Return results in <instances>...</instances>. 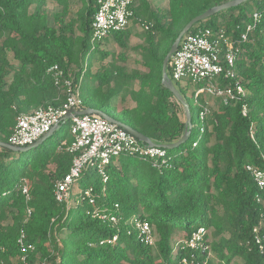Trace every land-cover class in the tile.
Here are the masks:
<instances>
[{
	"label": "trees",
	"instance_id": "obj_1",
	"mask_svg": "<svg viewBox=\"0 0 264 264\" xmlns=\"http://www.w3.org/2000/svg\"><path fill=\"white\" fill-rule=\"evenodd\" d=\"M44 1L0 0V140L9 142L21 113L63 103V89L47 72L55 64L78 86L82 109L102 110L156 144L180 140L187 114L162 84L163 60L192 18L229 0H169L167 11L150 0H136L132 19L144 16L152 26L145 31L146 43L135 47L147 70L133 72L119 64L93 71L98 55L109 54L103 43L113 38L126 48L129 35L127 28L92 43L95 0H84L78 36L73 23L65 21L69 0H56L63 12L54 16L53 24L41 9ZM255 12L261 15L259 22L247 41H239ZM196 28L224 29L237 41L241 52L236 75L245 96L228 104L220 101L204 116L201 96L189 138L173 151L166 149L164 162L122 155L107 166L106 181L90 168L77 186L81 195L74 205L76 184L68 200L55 197L56 182L73 163L74 154L66 149L74 139L70 122L28 152L0 146V264H183L185 258L203 264H264V229L262 244L253 232L264 212L258 202L264 192L246 168L250 164L264 170V0L222 10L190 31ZM8 52L20 62L10 83ZM119 57L125 60V52ZM168 74L172 77L169 65ZM220 83L225 87L234 80L221 77ZM50 165L54 175L48 172ZM86 191H91L93 203ZM78 202L83 209H77ZM103 214L115 216L117 223L102 219ZM137 221L149 222L153 244L142 240ZM201 227L207 231L206 249L185 246Z\"/></svg>",
	"mask_w": 264,
	"mask_h": 264
},
{
	"label": "built area",
	"instance_id": "obj_2",
	"mask_svg": "<svg viewBox=\"0 0 264 264\" xmlns=\"http://www.w3.org/2000/svg\"><path fill=\"white\" fill-rule=\"evenodd\" d=\"M136 0H95L97 11L92 21V43L103 42L113 32L127 29L134 15L133 6ZM261 15L253 14V22L247 24L245 32L239 41L248 40L249 34L255 29ZM152 24H146L149 29ZM241 52L237 41L225 34L224 29L196 28L189 31L181 40L179 48L172 55L169 67L171 79L184 82L185 85L197 86L193 96L197 101L203 93L219 97L224 104L245 96V88L237 79L236 63ZM48 74L53 77L55 86L65 93L66 98L60 106H41L29 113H21L17 117L16 125L9 138V143L17 146H28L41 137L50 133L54 128L70 122V132L74 139L67 150L74 154L73 163L68 174L55 184V197L58 201H66L70 198V188L77 178L90 169L95 168L99 174L107 180V166L112 159L122 155L139 156L141 158H154L164 162L166 148L160 145L150 146L140 141L136 136L116 123L98 114H76L83 110L79 97V88L73 81L65 77L64 70L58 65L48 68ZM234 80V84L221 86L220 78ZM201 84V86H198ZM209 112L207 106H203L202 115ZM243 112L246 113L244 106ZM247 170L253 176L258 188L264 192V170L253 165H247ZM27 199H29L28 186L23 187ZM90 197L91 191H86ZM258 202L264 205V197H258ZM30 214V210H28ZM102 219H109L117 223L115 216L107 217L100 215ZM137 229L140 230L142 240L147 244H153V228L147 221H137ZM264 229V212L258 225L253 228L257 243L262 244V230ZM207 231L204 227L199 228L192 237L185 241V246L193 249L203 248ZM24 234L19 242L23 243ZM117 236L114 237V240ZM23 251L26 248H22ZM261 249L263 246L261 245ZM26 257H23L25 260ZM27 264V263H26ZM40 264H47L41 262ZM183 264H203L201 261L184 259Z\"/></svg>",
	"mask_w": 264,
	"mask_h": 264
},
{
	"label": "rangeland",
	"instance_id": "obj_3",
	"mask_svg": "<svg viewBox=\"0 0 264 264\" xmlns=\"http://www.w3.org/2000/svg\"><path fill=\"white\" fill-rule=\"evenodd\" d=\"M168 2L169 0H152V3L155 7H159L160 9L164 11L168 10ZM84 3H85L84 0H69V7H68L69 10L65 13V21L73 23L72 32L76 36L81 35V32L78 28L79 20H77V16H78L79 11L82 9ZM35 7L36 5H32L30 8V11L31 12L34 11ZM41 9L46 11L49 14V21L51 24L54 23L53 21L54 16L63 12V7L60 4H58L56 0H45L44 4L41 6ZM146 24H151V23H149V21L146 20L144 16H142L141 19L131 20V23L127 29V33H129V35H128V38H126V41H127L126 48H122L113 38L109 39L108 41H105L103 43L102 49L104 51H107L109 54L105 58L101 55H98V59L95 60L91 66L93 71L98 70V68H100L102 65L107 66L110 64L123 65L125 69H127V71L129 72H133L135 70L146 71L147 69L141 63L140 52L139 50L135 48L138 45H144L146 43L145 31L148 30L145 27ZM57 27L59 28L60 26L57 25ZM122 52H125V57H126L125 60H122V58L119 57V54ZM8 59L10 60L12 68H13L10 76L8 77V81L10 83L12 81V76L14 75V73L20 66V62L13 58L12 52H8ZM75 67H76L75 64H72L71 68L74 69ZM174 83L179 89L181 88L185 92L186 100L191 106L192 121L195 124L196 118H197V104H201L200 98H199V101L196 102L193 96V92L195 91L197 86L192 83L189 85H185L186 84L185 81L184 82L174 81ZM201 96L203 97V105L207 106L208 109L214 110L218 108L220 101H221L219 97H216L212 94H206V93H203ZM127 104L133 105L134 102L132 101L131 98H128ZM183 111L184 110H181L182 116L184 114ZM63 129H64V126L60 127L50 137L59 135L63 131ZM50 137L47 139L46 143L48 142ZM170 151H173V150H170ZM48 172L51 175H54L55 166L50 165L48 168ZM84 178L85 176L81 175L79 178H77L75 182L76 188L71 198V203H73V205L76 203L75 200L77 199V197H80L81 195L80 189L77 188V186L82 180H84ZM83 206H84L83 202L77 203V209H83L84 208ZM10 222L11 220H8L5 223H10Z\"/></svg>",
	"mask_w": 264,
	"mask_h": 264
},
{
	"label": "water",
	"instance_id": "obj_4",
	"mask_svg": "<svg viewBox=\"0 0 264 264\" xmlns=\"http://www.w3.org/2000/svg\"><path fill=\"white\" fill-rule=\"evenodd\" d=\"M246 1H248V0H229V1L223 2L219 5H215L211 8H209L208 10H206L205 12H203V13L195 16L194 18H192L183 27V29L180 31V33L178 34V36L176 37V39L172 43L170 49L168 50V52H167V54L163 60L162 84L165 88L169 89L173 93V95L175 96L177 101L184 106V108L186 110V114H187V127L185 130V133H184L183 137L180 140H178L177 142L166 143V144H156L151 138H149L145 134H143V133L137 131L136 129H134L133 127L111 117L110 115H108L107 113H105L104 111L99 110V109H94V108L83 109V110L77 111L76 114H79V115L98 114V115L110 120L111 122L118 124L119 126L124 128L125 130H127L128 132H130L131 134L136 136L140 141H142V142H144L150 146L160 145V146H162L166 149H169V150H173V149L179 147L183 142H185L189 138V136L191 134L190 129L192 127V116H191V110H190L189 103L187 102L185 97L182 95L180 90L176 87L175 83L173 82V80L171 79V77L168 74V65H169L170 59H171L172 55L179 48V45H180L182 38L193 28V26L196 23L201 22L203 20H206V19L216 15L217 13H219L222 10H226V9L231 8V7H235V6H238L240 4H243ZM55 130H56V128H54V130H52L47 135L41 137L35 143L28 145V146L12 145L9 142H4L1 140H0V146L7 147L14 152H28V151L38 147L39 145H42L51 135H53Z\"/></svg>",
	"mask_w": 264,
	"mask_h": 264
},
{
	"label": "crops",
	"instance_id": "obj_5",
	"mask_svg": "<svg viewBox=\"0 0 264 264\" xmlns=\"http://www.w3.org/2000/svg\"><path fill=\"white\" fill-rule=\"evenodd\" d=\"M150 1L152 2V0H150ZM108 38H110V37H108ZM108 38H107V39H108ZM118 106H119V105H118Z\"/></svg>",
	"mask_w": 264,
	"mask_h": 264
}]
</instances>
